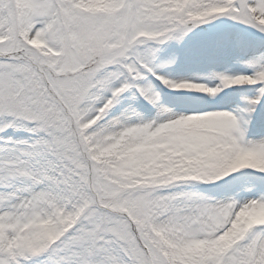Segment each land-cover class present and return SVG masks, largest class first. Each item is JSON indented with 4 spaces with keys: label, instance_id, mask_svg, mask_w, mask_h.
<instances>
[{
    "label": "snow or ice",
    "instance_id": "6c2138e0",
    "mask_svg": "<svg viewBox=\"0 0 264 264\" xmlns=\"http://www.w3.org/2000/svg\"><path fill=\"white\" fill-rule=\"evenodd\" d=\"M0 264H264V0H0Z\"/></svg>",
    "mask_w": 264,
    "mask_h": 264
}]
</instances>
